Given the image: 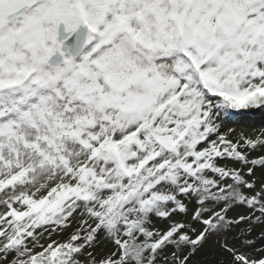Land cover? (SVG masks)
<instances>
[{"label":"snow or ice","instance_id":"1","mask_svg":"<svg viewBox=\"0 0 264 264\" xmlns=\"http://www.w3.org/2000/svg\"><path fill=\"white\" fill-rule=\"evenodd\" d=\"M0 264H264V0H0Z\"/></svg>","mask_w":264,"mask_h":264},{"label":"rangeland","instance_id":"2","mask_svg":"<svg viewBox=\"0 0 264 264\" xmlns=\"http://www.w3.org/2000/svg\"><path fill=\"white\" fill-rule=\"evenodd\" d=\"M259 119H260V118H259V117H257V118H256V121H259Z\"/></svg>","mask_w":264,"mask_h":264}]
</instances>
